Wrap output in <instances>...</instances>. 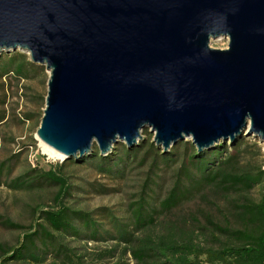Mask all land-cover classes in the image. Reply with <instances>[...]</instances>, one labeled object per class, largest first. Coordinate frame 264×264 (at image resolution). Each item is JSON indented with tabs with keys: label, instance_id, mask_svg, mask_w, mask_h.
Returning a JSON list of instances; mask_svg holds the SVG:
<instances>
[{
	"label": "water",
	"instance_id": "obj_1",
	"mask_svg": "<svg viewBox=\"0 0 264 264\" xmlns=\"http://www.w3.org/2000/svg\"><path fill=\"white\" fill-rule=\"evenodd\" d=\"M17 50L49 71L36 136L62 160L145 128L163 150L264 152V0H0V55Z\"/></svg>",
	"mask_w": 264,
	"mask_h": 264
},
{
	"label": "trees",
	"instance_id": "obj_2",
	"mask_svg": "<svg viewBox=\"0 0 264 264\" xmlns=\"http://www.w3.org/2000/svg\"><path fill=\"white\" fill-rule=\"evenodd\" d=\"M39 68L20 51L0 55L1 77L24 79ZM4 118L0 113V122ZM248 137L202 150L185 140L168 150L151 139L132 147L118 142L105 154L93 145L82 157L14 177H9L11 158L1 161L0 184L14 190L57 189L52 204L36 208L27 225L5 218L6 227L22 231L15 244L0 241V264H128L126 254L134 264H264V164L256 161L262 146ZM136 160L146 167L145 177L123 217L111 207L88 210L68 202L73 185L65 165L119 177ZM168 171L170 186L161 194ZM196 201L203 205L174 213ZM99 241L113 244L87 245Z\"/></svg>",
	"mask_w": 264,
	"mask_h": 264
},
{
	"label": "rangeland",
	"instance_id": "obj_3",
	"mask_svg": "<svg viewBox=\"0 0 264 264\" xmlns=\"http://www.w3.org/2000/svg\"><path fill=\"white\" fill-rule=\"evenodd\" d=\"M227 44L228 40L226 38L211 40L210 42L211 47L222 49L226 48ZM17 51L29 56L25 51ZM4 53L9 54L6 52L2 54ZM38 67H40L38 70L30 73L29 77L24 79L13 74L0 76V113L5 117L0 122V162L11 158V162L8 163L12 165L9 177H14L33 167L47 170L64 161L50 157L42 149L36 136V129L39 126L45 105L49 76V71L45 67L41 65H38ZM141 135L142 138L139 141L152 140L153 138V134L148 128L142 129ZM248 139L254 138L249 136ZM185 141L191 142L190 139ZM259 145L263 148L262 143H259ZM262 148L261 155L256 156L257 165L264 164ZM145 170L146 167L140 166L138 160L129 164L125 173L119 177L100 174L88 166L67 164L63 167V171L68 176L69 183L73 185V192L71 197L68 198V202L88 210L99 206L111 207L118 215L122 216L125 214L128 204L136 199L137 191H139L140 184L145 177ZM164 177L159 188L161 194H164L170 186L169 171L164 174ZM94 187L105 189V193L93 190ZM56 189V186H49L39 189L14 190L1 183L0 241L9 245L15 244L22 231L6 227L3 224L5 218L15 223L27 225L32 221L36 208H45L52 204L53 193ZM257 191L256 188L253 193L257 194ZM210 198L214 199L215 197L210 196ZM202 205L203 203L199 201L188 203L174 213L178 214ZM77 243L73 242V244ZM112 244L113 241H99L89 242L87 245L88 247L103 249ZM124 259L128 264H134L128 254Z\"/></svg>",
	"mask_w": 264,
	"mask_h": 264
},
{
	"label": "bare ground",
	"instance_id": "obj_4",
	"mask_svg": "<svg viewBox=\"0 0 264 264\" xmlns=\"http://www.w3.org/2000/svg\"><path fill=\"white\" fill-rule=\"evenodd\" d=\"M39 140V143L42 147V149L49 154L50 157H55L57 159H63L65 157L64 154H62L61 152L55 150L54 148H52L51 146H49L48 144H46L45 142H43L42 140Z\"/></svg>",
	"mask_w": 264,
	"mask_h": 264
}]
</instances>
